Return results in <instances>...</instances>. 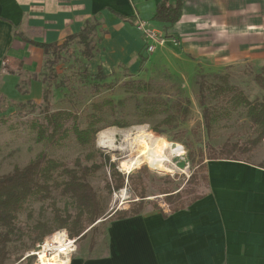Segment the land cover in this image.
Returning <instances> with one entry per match:
<instances>
[{
	"label": "crops",
	"instance_id": "1",
	"mask_svg": "<svg viewBox=\"0 0 264 264\" xmlns=\"http://www.w3.org/2000/svg\"><path fill=\"white\" fill-rule=\"evenodd\" d=\"M159 2L0 0V93L16 98L20 79L17 69H4L5 57L36 69L43 50L30 42L61 43L94 20L101 22V40L92 62L105 75L141 68L147 54L139 21L166 38L146 66L176 70L182 64L191 74L241 63L264 66V0H184L171 25L153 20ZM39 88L32 82L27 95L37 99ZM205 164L199 199L177 212L145 208L112 219L103 247L73 253L69 264H264V167L223 159Z\"/></svg>",
	"mask_w": 264,
	"mask_h": 264
},
{
	"label": "rangeland",
	"instance_id": "2",
	"mask_svg": "<svg viewBox=\"0 0 264 264\" xmlns=\"http://www.w3.org/2000/svg\"><path fill=\"white\" fill-rule=\"evenodd\" d=\"M92 24L95 25L91 38L94 44V34L97 33L96 39L101 36L97 31L101 22L92 21ZM82 52L83 44L78 39L68 41L57 58L53 59L50 53L43 52L38 68L24 67L15 70L20 77L15 86L16 98L9 99L0 93L6 102H12L7 103V107L1 105L0 109V176L11 172L15 167H24L41 152L47 157L66 163L70 168H74L75 159L80 158V166H89L93 170L88 182L95 191L104 210L103 217L107 220L102 222L105 219H99L102 221L96 223L97 220L81 232L74 255L86 253L97 243L103 247L109 216L115 211L129 209L133 201H142L143 210L150 208L170 212L168 195L189 189H194L196 194H200L202 182L205 181V168L200 166L207 161L209 150H217L225 141L245 143L249 138H253L255 128L246 117L245 108L232 101L226 107L218 104L219 119L212 124L210 131H207L198 101V85L195 82L201 73L206 74L209 82L213 81L210 78L212 74L224 75L225 82L242 90L249 100L261 98L264 94L254 81L255 74L262 73L264 76V69L253 63H241L217 71L197 69L191 74L182 64L178 65L176 70L152 63L146 66L145 62L154 50L142 57L143 64L137 73L131 74L125 68H120L99 80L95 77L97 68ZM32 82L39 83L40 96L37 99L27 95ZM218 83L224 81L219 80ZM44 90H48V107L42 101ZM104 99H110L115 104L112 109H107L101 114L104 121L100 124L106 126L100 131L105 130L112 135L113 148L98 144L97 136L100 131L96 135L94 145L90 147L80 146L72 134L60 146L47 144L38 136L39 124L43 123L46 108L48 111H70L78 117L79 126L85 127L86 118L92 113V105ZM152 100L159 102V112L151 118H144L143 110L153 107ZM186 100L189 103L185 118L176 115L170 125L160 127L162 134L153 131V127L166 116L175 114L176 103L181 102L184 105ZM118 101L120 103L116 104ZM115 120L127 125L122 128L108 126ZM70 124L71 122L67 126ZM141 129L174 145L177 143L183 148L182 156L170 158L172 164H169V168L172 172L163 174L153 171L145 161L134 166L129 173L122 169L123 161L137 156L140 152L137 135ZM95 150H99L103 155H98L88 162L82 159L87 152ZM240 158L264 165V140L251 153L243 154ZM142 168L146 169V173H140ZM114 171L125 177L124 185L118 190L114 188ZM194 173L196 185L192 177ZM127 176H131L134 183L128 182ZM138 178L143 181L145 187V197L142 199L134 193ZM164 188L171 192L163 193ZM184 199L189 200L190 195L184 196ZM52 202L56 204L62 217H74L79 210L74 196L58 190L52 191L45 199L30 196L13 221L5 247L6 256L3 260L0 256V264L34 263L32 257L25 256L34 249V236L38 231L35 227L43 223L50 230L57 228ZM5 230V227L0 226L2 233Z\"/></svg>",
	"mask_w": 264,
	"mask_h": 264
},
{
	"label": "trees",
	"instance_id": "3",
	"mask_svg": "<svg viewBox=\"0 0 264 264\" xmlns=\"http://www.w3.org/2000/svg\"><path fill=\"white\" fill-rule=\"evenodd\" d=\"M184 0H175L171 3L170 0H160L153 14V20L174 24L180 17ZM98 22V20H94ZM95 25L92 22L85 23L84 27L77 34L67 37L61 43H38L30 42L32 45L43 50L44 54L50 53L57 58L63 47H66L68 41L78 39L83 44L82 54L88 59L93 60L97 52V45L101 40V36L97 37L94 34L95 42L93 44V30ZM101 33V29L97 30ZM90 38V39H89ZM92 42V44H91ZM4 69L11 72V69L20 70L23 62L13 58H4ZM264 69V66L263 68ZM52 72H54L52 70ZM99 80L104 79L105 74L100 67L97 68L95 74ZM209 82L206 74L201 73L200 78L196 80L198 85V101L202 108V117L207 131H210L212 124L219 119L220 111L218 104L221 107H226L230 101L245 108V114L252 126L255 128L253 138H249L245 143L238 141H225L217 150L211 149L207 153V160L223 159L245 161L240 158L243 154L251 153L264 140V94L261 98L249 100L242 90L237 87L228 85L224 80V75L212 74ZM223 80L224 83H218ZM254 81L264 91V76L262 73L254 75ZM42 101L48 107V90L43 91ZM11 101L6 102L4 96H0L1 105L4 107ZM118 101L116 104H119ZM157 100H152L153 107L143 110L144 118H151L159 112ZM188 101L185 104L176 103V111L174 115L166 116L160 123L153 127V131L162 134L160 127L170 125L175 120L176 115L185 118L188 112ZM115 106L110 99H104L101 102H96L92 105V113L86 118V126L80 127L76 114L67 110L44 111L43 123L39 124L38 136H40L47 144L60 146L72 134L74 140L82 147H90L94 145L97 133L102 130L105 125H100L104 120L101 114ZM0 112H2L0 110ZM227 113V112H226ZM71 122L69 126L67 124ZM127 124L115 120L108 126L125 127ZM98 155H103L99 150L89 151L83 156L85 161H93ZM108 159V158H107ZM80 158L75 159V167L70 168L62 161L54 160L47 157L44 153H38L24 167H15L11 172L0 176V226L6 228L2 233L0 231V256L3 260L6 256V243L8 242L9 231L12 228L13 221L17 217V213L22 209L23 203L30 197L36 196L39 199L48 198L52 191L58 190L63 194L74 196L79 210L74 217L66 215L61 216L56 204L52 202V211L54 221L57 228L50 230L45 224H38L35 228L34 242L35 244L42 241L47 235L57 229H65L71 237H78L81 232L89 225H93L99 219H105L104 210L98 200V197L88 182L89 175L93 172L89 166H80ZM248 162V161H246ZM201 168L206 169V164H202ZM261 167H264L261 164ZM140 173H146V169H140ZM115 189H120L124 185L125 177L119 172H112ZM194 184L196 185V174H193ZM205 176L203 177V179ZM128 182L134 183L131 176H127ZM138 185L134 190L135 196L139 198L145 197V187L143 181L138 178ZM171 190L163 189V193H170ZM190 195V199H184V196ZM201 197L196 194L194 189L184 190L167 196V202L170 205V212H177L190 205L195 200ZM144 204L142 201H133L127 210L115 211L109 216V221L112 219H123L137 215L142 212ZM105 219L102 222H105ZM96 225L93 226L95 228ZM34 244V245H35ZM92 244V242H91ZM90 244V245H91ZM33 245V246H34ZM0 262H2L0 260Z\"/></svg>",
	"mask_w": 264,
	"mask_h": 264
},
{
	"label": "built area",
	"instance_id": "4",
	"mask_svg": "<svg viewBox=\"0 0 264 264\" xmlns=\"http://www.w3.org/2000/svg\"><path fill=\"white\" fill-rule=\"evenodd\" d=\"M145 39L144 52L152 53L157 45H163L166 38L162 33L146 22H137ZM163 212H166L163 210ZM80 237V236H79ZM79 237H71L65 229H57L47 235L42 241L35 244L34 249L25 257H32L33 264H69L70 258L76 251V243Z\"/></svg>",
	"mask_w": 264,
	"mask_h": 264
},
{
	"label": "bare ground",
	"instance_id": "5",
	"mask_svg": "<svg viewBox=\"0 0 264 264\" xmlns=\"http://www.w3.org/2000/svg\"><path fill=\"white\" fill-rule=\"evenodd\" d=\"M137 139L141 147L139 154L121 163L122 169L127 171V173H129L134 166L141 164L143 161H145L153 171L163 174L172 172L169 168V164H172L170 158L180 157L184 153L183 148L179 144L176 143V145H174L159 136L146 133L142 129L137 135ZM97 141L102 147L113 148L114 146L112 135L105 130L98 133ZM123 197L124 193L122 194V198Z\"/></svg>",
	"mask_w": 264,
	"mask_h": 264
},
{
	"label": "water",
	"instance_id": "6",
	"mask_svg": "<svg viewBox=\"0 0 264 264\" xmlns=\"http://www.w3.org/2000/svg\"><path fill=\"white\" fill-rule=\"evenodd\" d=\"M100 221H102V220H98L96 223H98V222H100Z\"/></svg>",
	"mask_w": 264,
	"mask_h": 264
}]
</instances>
